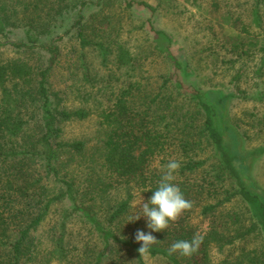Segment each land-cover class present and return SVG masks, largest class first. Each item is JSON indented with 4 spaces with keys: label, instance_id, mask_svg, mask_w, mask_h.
<instances>
[{
    "label": "trees",
    "instance_id": "trees-1",
    "mask_svg": "<svg viewBox=\"0 0 264 264\" xmlns=\"http://www.w3.org/2000/svg\"><path fill=\"white\" fill-rule=\"evenodd\" d=\"M68 1L0 0V45L38 54L0 59V264H148V257L168 264H264V189L251 170L264 142L246 149L237 129L218 125L202 87L185 81L184 62L166 30L149 23L170 67L152 79L111 32L104 1L80 0L72 27L61 33L73 13ZM87 2L101 8L85 16ZM221 2L212 0V6L218 10ZM133 3L156 11L145 0L126 1ZM225 3L231 10L221 48L254 60V72L263 75L264 0ZM56 7L58 18L43 23L44 11ZM13 28L24 29L25 38L12 40ZM71 28L82 49L99 50L107 71H91L82 62L90 89L81 95L88 105L62 106L49 84L60 61L57 42ZM93 114L98 129L92 143L64 138L67 122ZM171 160L181 165L172 183L192 207L159 232L143 215L128 221L135 199L149 200ZM235 204L254 209L249 223ZM138 230L157 240L144 257ZM194 236L202 243L191 257L168 254L172 243Z\"/></svg>",
    "mask_w": 264,
    "mask_h": 264
},
{
    "label": "rangeland",
    "instance_id": "rangeland-1",
    "mask_svg": "<svg viewBox=\"0 0 264 264\" xmlns=\"http://www.w3.org/2000/svg\"><path fill=\"white\" fill-rule=\"evenodd\" d=\"M99 1H104V12L111 19L110 26H113L111 32L119 34L126 41L146 75L158 79L160 74L168 73L170 69L153 43V33L149 29L151 22L156 28L166 30L173 37L172 47L184 62L185 81L202 87L208 100L216 107L218 125L223 128L224 124L229 123L237 129L243 136V147L246 149L255 148L264 142V74L254 72V60L233 57L221 48L222 24L227 23L226 15L230 9L226 6L225 0L220 3L221 7L218 10L212 6V0H145L157 6L155 13L136 3L127 6L126 1L129 0ZM232 2L238 6V0ZM68 3V6H73V13L67 17L61 33L72 27V22L77 18L75 10L80 7L81 1L73 0ZM100 8L92 2L82 6L85 16ZM56 10H59L58 7L46 13L49 11L46 9L41 21L46 24L49 19L53 20L55 16L58 18ZM10 37L12 40H22L25 38V31L22 28H13ZM0 40L5 41L2 35ZM44 43L49 44L50 40L45 39ZM57 44L60 46V61L49 77L53 94L62 96V106L88 105L81 95V92L90 89L88 83L83 80L81 64L84 62L91 71L102 74L107 72L102 67L99 50L93 45L82 49L74 37V28H71L65 39ZM40 51L47 56L46 50ZM19 55L30 58L38 54L28 51L22 53L12 46L0 45V59ZM96 120L93 114L84 120L67 122L64 126V138H83L92 143L97 136ZM248 167L250 168L249 165ZM251 170L255 180L264 189V154L256 158ZM235 207L246 215V222L249 223L255 214L254 209L243 204H235ZM139 208L140 199L136 198L133 202L135 215L139 213ZM49 224L52 223L49 222L45 226L46 229L49 228ZM79 225L74 221V228H79ZM212 256L215 259L219 257L214 248ZM147 262L168 264L156 257H148Z\"/></svg>",
    "mask_w": 264,
    "mask_h": 264
},
{
    "label": "clouds",
    "instance_id": "clouds-1",
    "mask_svg": "<svg viewBox=\"0 0 264 264\" xmlns=\"http://www.w3.org/2000/svg\"><path fill=\"white\" fill-rule=\"evenodd\" d=\"M180 166L179 161L171 160L168 162L166 171L152 196L147 202H141V211L128 221L138 220L143 215L146 217L147 227L153 232H159L168 228L170 222L176 221L184 211L192 207L191 202L184 197L179 186L172 183ZM135 240L142 242L138 249L141 257L147 256L151 245L157 241L151 233L146 234L139 230L135 234ZM201 243L202 238L194 236L191 241L179 240L172 243L167 251L169 255L178 254L180 257H191L198 251Z\"/></svg>",
    "mask_w": 264,
    "mask_h": 264
}]
</instances>
